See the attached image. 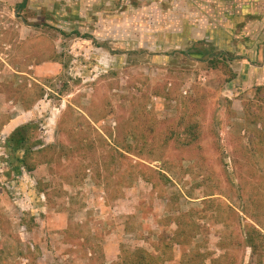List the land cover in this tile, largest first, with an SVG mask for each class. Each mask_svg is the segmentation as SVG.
I'll return each instance as SVG.
<instances>
[{"label": "rangeland", "instance_id": "1", "mask_svg": "<svg viewBox=\"0 0 264 264\" xmlns=\"http://www.w3.org/2000/svg\"><path fill=\"white\" fill-rule=\"evenodd\" d=\"M145 260L264 264V0H0V264Z\"/></svg>", "mask_w": 264, "mask_h": 264}, {"label": "trees", "instance_id": "2", "mask_svg": "<svg viewBox=\"0 0 264 264\" xmlns=\"http://www.w3.org/2000/svg\"><path fill=\"white\" fill-rule=\"evenodd\" d=\"M15 139H12V142H15V149H21L27 142V135L24 131L18 130L15 132L14 135ZM150 262H146L144 264H149ZM139 264H143V262H140Z\"/></svg>", "mask_w": 264, "mask_h": 264}]
</instances>
